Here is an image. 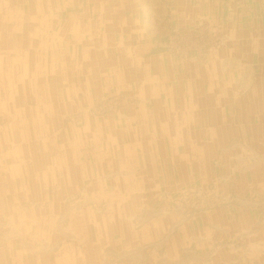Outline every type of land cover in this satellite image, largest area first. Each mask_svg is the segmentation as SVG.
<instances>
[{
    "label": "crops",
    "instance_id": "crops-1",
    "mask_svg": "<svg viewBox=\"0 0 264 264\" xmlns=\"http://www.w3.org/2000/svg\"><path fill=\"white\" fill-rule=\"evenodd\" d=\"M10 2L15 9L4 16L6 22L19 23L22 46L17 52L14 34L19 36L20 33L0 25V36L16 52L9 55L0 44V70L4 71L0 74V78L3 77L0 80V108H8L0 114L12 119L10 128L0 131V172H4V177L0 178V190L4 192L0 194V206H6L1 200L8 192L20 191L23 200L27 199L23 191L29 194L31 187L34 191L31 198L40 196L42 201H47L46 209L36 213L47 212L56 216L47 228L55 231L57 223L61 224L57 222V216L63 213L58 205L61 199L72 194L73 187L84 185L83 201L103 203L105 210L104 214L94 216V222L86 217L91 212L89 210L74 217L72 230L84 227L90 230L85 234L90 251L80 254V263L87 262V259L92 262L89 264H96L97 261L105 263V258H95L94 255L97 247L110 245L118 251L111 250L106 258L111 256L109 260L118 261L128 256L131 259L126 264H137L136 261L146 263L148 255L152 257L157 252L151 250L153 246H159L166 257L183 264L205 261L211 264V260H215L214 256L211 257L214 247L200 252V244L209 246L217 239L221 248L218 259L224 260V263L232 260L231 233L246 229L247 224L237 222L239 218L232 220L230 211L213 212L214 215L209 213L200 222L184 223L172 238L171 245H157L153 236L158 237L167 231L169 222L167 219L157 221V216L153 215L155 209L150 208L159 206L158 191L174 190L179 184L200 183L217 175L213 163L217 155L218 161L226 166L225 175L233 182L236 192L242 194L249 185L255 188L264 186L261 179L255 178L257 175L244 174L251 166L242 163V151L238 153L245 149H264V0ZM28 5H32L33 9L30 14L26 10ZM77 8H80L79 13H76ZM174 17L179 23L205 17L222 22L224 30L233 36V41L228 48L210 54V62L205 66L198 62H176L163 53L161 35L164 25ZM82 54L89 58L96 56V65H91L94 69L102 61L98 54L121 55L116 60L123 63V71L129 67V80L138 81L137 86L132 83L129 88L134 90L135 95L140 94L138 97L145 104L151 98L154 108L140 101L134 105L126 103L125 106H130L131 110L123 112L121 108V114L119 111L103 121L96 120V127L87 126L85 133L96 135L95 142L86 141L92 144L87 146L92 148L89 152L91 159L87 163H81L82 151L86 147L84 140L87 139L83 137L84 133L75 137L83 145L78 150L68 147L71 144L67 140L61 148V155L57 156L56 152L54 157L49 154L37 157L29 144L28 135L38 131L44 133L48 127L40 122H45L46 115H52L55 108L61 111L60 104L56 105V102L71 101V85H78L77 95H92L82 108L101 96L94 95L104 92L103 86H94V89L87 87L84 80L71 78L69 70L74 68V63L77 69L83 66ZM63 55L67 56L66 60ZM114 66L112 69H115ZM142 79L149 84L144 86V92L136 93ZM147 90L153 95L156 91L160 93L153 98ZM36 100L38 103L47 101L46 110H43L44 107L34 109ZM54 118L55 115L49 123L52 137L58 131L53 128ZM112 119L113 123L110 122ZM38 123L37 131H33ZM84 128L85 125L80 131ZM39 140L42 141L43 137ZM13 141L15 146L9 148L8 143ZM20 152L25 158L19 156ZM15 166L16 170L11 171L10 167ZM19 173L23 176L18 180ZM28 176L31 179H27ZM19 183L22 185L19 186ZM57 184H60L57 195L45 197L46 188L53 190ZM139 199L141 202L145 200V203L137 214L142 216L139 217L142 231L138 239L128 232L134 229V224L131 226L128 223V216L133 208L141 204ZM37 219L38 223L34 221L33 224L38 225L34 226L45 229V222H40L43 218ZM221 228L227 234L220 239L215 236L214 230ZM48 239L50 244L57 240L53 234H48ZM237 239L244 241L242 236ZM254 240L251 243L257 244V239ZM130 246L149 251L139 257L136 250L128 253L124 249ZM188 246L197 250L193 247L192 256L184 258ZM121 247L124 250L120 251ZM65 262L71 263L72 259Z\"/></svg>",
    "mask_w": 264,
    "mask_h": 264
},
{
    "label": "rangeland",
    "instance_id": "rangeland-1",
    "mask_svg": "<svg viewBox=\"0 0 264 264\" xmlns=\"http://www.w3.org/2000/svg\"><path fill=\"white\" fill-rule=\"evenodd\" d=\"M7 1L9 2L10 0H0V13L2 12V15H0V18L2 19V21H0V25L1 28L7 27L13 32L20 33L19 36L14 34L15 43L17 41L16 50H18L17 52H20L19 50L22 46V37L21 31H18L19 23L16 21L6 22L4 16L6 12H10L12 9H15V7L11 6V2L8 3ZM6 4H9L10 6H6ZM17 8L20 7L18 6ZM23 8L24 7L22 6L21 9ZM85 9H87V7H85ZM76 10H78V12H75L79 13L80 8H77ZM161 35H163L162 50L167 57H172L176 60V62L178 61L179 63L191 64L198 62L203 66L209 64V60L211 59L210 54L228 48L233 41V36L229 35V33L224 30L222 22L212 20L209 17H205L203 19L195 21H185L183 23H179V21L174 17L171 20L169 19V21H167V23L164 25ZM0 44H2L4 50L9 55L12 53H16L13 50L15 48L11 45H8L6 40L1 36ZM74 48L76 49V47H73V49ZM98 56L101 59L103 58L99 54ZM63 57L65 58V60L67 59L66 55H63ZM110 57L111 60L117 59L112 56ZM104 58L105 59L101 61L102 64L103 62L106 63L108 61L106 57ZM128 68H126L124 71L121 70L120 72L118 70L112 69L114 74L117 73L118 75L120 73L118 80L111 79V85L109 84L110 87H108V89L103 93L94 95L96 97L100 95L101 96L97 99H94L93 101H89V103H86L83 108L81 107L82 104H84L86 100L89 99V97H91L92 95H77L78 85L72 83L73 85L70 86L73 96L71 101L60 103L59 101L56 102V105L60 104L58 105V107L60 106L59 109H61V111L58 112V109L55 108V111L52 112V115H46L47 119L45 120V122L43 120L40 122V124L43 123L48 127L47 129H45L44 133L38 131V133L36 134L33 133L32 135H28V141L31 142L29 144L32 145L33 153H35V156L37 155V157L42 158V156H44L45 154H49L54 157V155H56L54 153L56 152L58 153L57 156H59L61 155V148H64V146L66 145V143L64 142L67 140L69 141L68 143L71 144L68 147L72 148L73 150H78L83 145H81L79 140H76L75 137L80 136L81 133H84L85 135L83 137L87 139L84 140V142L86 143V147L82 151L83 159L81 163H87L91 159V155L89 152H91L92 150L91 147L87 146H91L92 144L89 145L86 141H96V139L94 138L96 137L95 134H92V132H88L89 135L85 133L87 130L86 128H88L87 126L96 127V125L98 124L95 123L96 120L103 121L110 116L116 115L121 108H123V112L127 109L131 110V108H129L130 106H125L126 103L134 105L138 104L140 101L145 104L138 97V95L140 94L135 95L134 90H131V88H129L130 85L133 86L132 83L134 85L136 84L137 86L138 81L134 79H132L131 81L129 80ZM1 73L3 74L4 71L0 70V74ZM148 84L149 83L147 82V80L142 79L141 87L137 88L136 93L144 92L143 88ZM29 90H31V88ZM159 93L160 91H156L155 95H153L148 91V95H151L153 98H157ZM4 95L6 94L4 93ZM150 99L146 101L145 105L147 106V104H150L153 105L154 108V102H152ZM35 102H37V100ZM23 103H25V101ZM48 105L49 103L47 101H40V103L37 102V106L34 109H40V107L43 109L44 107L43 110H46V107ZM64 105L65 109L63 108ZM22 107H24V105ZM7 109L0 108V112H6ZM119 113L121 114L122 112L120 111ZM54 115L55 126H53V128L54 130L57 129L58 131H56L55 135H53L52 137L53 132H51L49 128V123L52 121ZM34 116L36 117V115ZM29 117H32V115L29 114ZM113 119L112 121H110L111 123H113ZM11 121L12 119L8 118L6 114H0V131L9 129V123H11ZM105 123L107 124V121ZM37 125H39V123L35 125L36 130L32 129L33 131H37ZM84 125L85 130L81 132L80 130ZM21 136L22 134L20 133L19 140L23 138ZM41 137H43L42 141L39 140V138ZM247 138L250 139V135H248ZM39 144L40 147H38ZM50 144L52 145L51 147H49ZM8 145L9 148H12L15 146V143L13 141L12 144L8 143ZM20 146L22 147V145ZM17 149L18 148H16V150ZM241 151V156L243 158L242 163H246V165L251 166L250 169H246V171H244V174H255L257 175L255 177L256 179H261L264 182V149H245L244 151L239 150L238 153H241ZM20 154V157L25 158L21 152ZM217 156H215V158L213 159L217 175H212L208 177L207 180H204L200 183L185 185L179 184L174 190L161 192L158 191L156 193L157 195H159V206L154 205V207L151 206L152 208L150 209H155V213H153V215L157 216L155 218H158L157 221H159L160 219H167L169 222V226L167 231L162 232V234L158 235V237L153 236V242L156 241L157 245H159L160 243H168L169 245H171L172 238L177 235L176 233L178 232V229L181 228L184 223H195L197 221L200 222L201 218L205 217L207 214L209 215V213L213 214V212L230 211L229 216L232 220H237L239 218L240 220H238L237 222H245L247 224L246 229H242L237 233L232 231L231 233V240L233 242V249L231 252L232 260L224 263V260L218 259V250L220 251L221 249L218 244L220 243L218 239L209 246L200 244L201 249H199V251L203 252L207 248L214 247V252L211 257L214 256L215 260L212 259L211 264H256V262H259V264H264V186L261 188H255L254 186L249 185L246 189H244L242 194L236 192L235 187L233 186V182H230V180H228V177H226L225 175L226 166L222 165V163L218 161L219 158ZM10 170L15 171L16 166L10 167ZM59 174L63 175L62 171H59ZM22 176L23 175H20L19 173L16 179L19 180L20 178H22ZM2 177H4V172H0V178ZM28 177L29 178L27 179H31V176ZM1 183L4 186V183ZM20 185H22V183H19V186ZM59 185H55L53 187V190L51 187H47L44 194L45 197H47L48 195L50 196V194L55 195L56 193H58ZM83 187L84 185H82V187H73V190L71 191L72 194L64 199H61V204L58 205L59 209H61L63 213L57 216V222H60L61 224L57 223V229H55V231L48 230L47 228H50L53 220L56 219V216L48 214L47 212L42 214L36 213L38 212V210L46 209L47 201H42V197L40 196L31 198L30 196L34 195V191L31 187L29 188V194H26V190L23 191V196L27 198L24 200L20 195V191L8 192L6 195H4L1 201L6 206H4V208L3 206H0V264L92 263L89 259H87V262L80 263V261H78L81 253L83 254L90 251V248L87 245V239H85V234L87 232H90V230L84 227L83 229L74 231V229L72 230V225L74 222V217L82 215L85 210H89L91 212L93 210L95 212H90L86 215V217L88 216L87 218H89L88 221L94 222V216L96 214H104L105 205L103 203L94 204L93 202H84L81 198L83 192L85 193V191H83ZM3 193L4 192L0 190V194L3 195ZM40 194H42V192H40ZM139 201L141 202L140 199ZM19 203L20 206L18 207ZM144 203L145 200L142 201L139 206L135 207V209L133 208L132 212L129 213L128 216L129 225L132 226V224H134V229L131 230V232H128L131 236L135 235L138 239L139 233H141L142 231L140 229L142 225L139 222V217L142 216H139L137 214H139L138 211L144 207L142 206ZM9 207L12 208H10V210L8 211ZM247 210V213H241L242 211L245 212ZM37 218H43L42 220H40V222L42 224L43 222H45L44 225L47 226L45 229H38L36 226H34L38 225L33 224L34 221L38 223ZM214 231L216 232L215 236L220 239L221 237H224L225 234H227V231L222 228L219 230L215 229ZM128 232L126 233L128 234ZM48 234L50 236H52V234L56 236V242H51L50 244ZM238 236H242V239H244V241L237 239ZM252 239H257V244H252ZM122 247L119 250L121 251L125 249L128 251V253L136 250L139 254V257L145 255L142 254L143 252L149 251V249L145 251L143 247L142 249H138V246H130L131 248L127 247V249H123ZM193 247H186L188 248V251L185 252L186 256H184V258L192 256ZM195 249L197 250V248ZM111 250H115V253H117L118 251L117 248L113 247L112 249L110 245L105 247H97V251L95 252L96 255H94L95 258H105L107 261L105 263H103L104 261L102 263L97 261L96 264H126L128 262L127 260L131 259L126 256L124 257V259L118 261L109 260L111 256H107L106 258V255H108ZM151 250L157 252L152 254V257L148 255L149 259L148 261H146V263H144V261H136L137 264H183L182 261L178 262L176 260H173L170 256L166 257L164 255V251H161L159 246H153ZM67 259H72V262H65ZM125 259L126 261H124ZM187 264H208V261L196 263L189 262Z\"/></svg>",
    "mask_w": 264,
    "mask_h": 264
},
{
    "label": "bare ground",
    "instance_id": "bare-ground-1",
    "mask_svg": "<svg viewBox=\"0 0 264 264\" xmlns=\"http://www.w3.org/2000/svg\"><path fill=\"white\" fill-rule=\"evenodd\" d=\"M24 2H26L27 0H23ZM27 13L30 14L33 12L32 9V5H28V7H26ZM102 56V60L105 59L104 57H106V59H108V61L106 63L100 62L98 63V67L97 69H94L91 67V65H96V56L89 58L87 55L82 54V68L81 69H77V64L74 63V68L72 67L69 70V74L71 75V78L73 79H80V80H84L86 83L87 87H93L94 86H103V90L106 91L109 87V84L111 85V79L112 80H118V77L120 75V73L117 75V73H113L112 71V67L113 65H115V70H118L119 72L121 70H123V63L122 62H118L117 60H111V57L120 59L121 55H110V54H105V55H100ZM98 58H100L97 55ZM101 61V60H100ZM118 62V63H117ZM117 63V65H116ZM117 83V82H116ZM95 89V88H94ZM110 89V88H109ZM159 109V107H157V110Z\"/></svg>",
    "mask_w": 264,
    "mask_h": 264
}]
</instances>
